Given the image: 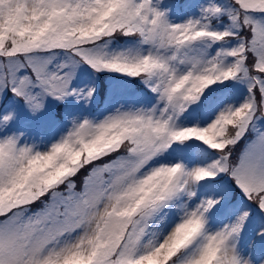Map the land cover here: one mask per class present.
<instances>
[{
    "label": "snow or ice",
    "instance_id": "1",
    "mask_svg": "<svg viewBox=\"0 0 264 264\" xmlns=\"http://www.w3.org/2000/svg\"><path fill=\"white\" fill-rule=\"evenodd\" d=\"M0 264H264V0H0Z\"/></svg>",
    "mask_w": 264,
    "mask_h": 264
}]
</instances>
